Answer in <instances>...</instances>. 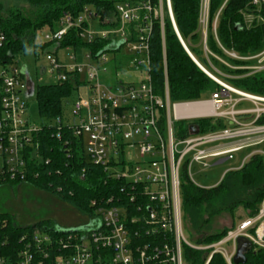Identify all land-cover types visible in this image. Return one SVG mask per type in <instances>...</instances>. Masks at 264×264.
I'll return each instance as SVG.
<instances>
[{"label": "built area", "instance_id": "obj_1", "mask_svg": "<svg viewBox=\"0 0 264 264\" xmlns=\"http://www.w3.org/2000/svg\"><path fill=\"white\" fill-rule=\"evenodd\" d=\"M106 1L111 5L107 11L104 7L99 13L95 5H84L77 14L63 12L54 29L35 33L36 43L55 45L52 51L33 53L36 62L44 56L51 83L73 81L75 76L79 80L76 99L71 104V122L65 123L61 116L45 124L53 129L51 137L62 140L65 145L69 138L81 142L92 164L101 166L109 179L123 182L120 191L130 200L135 196L147 199L148 212L143 217L146 234H161V246L153 248L150 254L147 246L136 248L134 256L126 226V210L113 205V198L109 197L104 202H90L92 210L87 220L91 222L87 229L58 234L37 226L24 230L17 237L19 247L16 250L8 247L6 254L0 255V264H147L156 258L158 264H184L183 245L211 249L210 256L218 253L226 264H235L233 256L239 237L248 239L251 248L264 249V200L256 215L240 220L220 240L209 245H195L184 230L180 189L183 164L194 182L193 165L205 169L233 162L235 154L241 151H245L242 157L223 172L221 179L227 171L242 168L253 155L261 156L264 163V94L239 89L228 81L263 72L264 48L242 56L219 44L226 56L249 62L235 65L211 52L206 46L207 32H201L207 63L203 66L188 50L177 30L171 0ZM208 1L201 0L199 22L207 16ZM252 2L264 3V0ZM165 20H169L191 59L219 85L207 98L171 102L166 77L164 96L155 94L151 84L150 42L155 26H159L165 66ZM95 23L100 30H93ZM71 29L76 31L75 37L86 44L104 41V46L98 51L70 44L59 46ZM4 40L0 26V45ZM59 51L65 54L67 62L58 56ZM120 52L128 58L124 63L115 61ZM109 53L114 57L112 62L106 56ZM110 63L112 71L138 72L139 77L131 81L102 80L98 73L105 71ZM5 66L8 68L0 72V181L24 182L28 175L38 176V168L33 166L49 162L39 152V133L45 126L40 121H30L26 115L28 99L35 95L28 70L25 66ZM237 70L245 72L235 73ZM113 74L117 76L116 71ZM82 88L85 89L83 95ZM196 102L209 103L212 112L202 108L198 114H182L178 108ZM202 118L221 119L227 126L176 137L173 120ZM134 148H138L135 159L130 152ZM5 227L6 223L0 221V232Z\"/></svg>", "mask_w": 264, "mask_h": 264}, {"label": "trees", "instance_id": "obj_2", "mask_svg": "<svg viewBox=\"0 0 264 264\" xmlns=\"http://www.w3.org/2000/svg\"><path fill=\"white\" fill-rule=\"evenodd\" d=\"M177 30L188 50L206 66L201 33L199 30L201 0H171ZM28 9H3L0 7V26L5 40L0 45V65L15 62L17 56L25 52V48L33 52L52 51L54 44H38L35 33L44 29H54L57 20L65 11L77 14L84 5L93 4L99 13L105 7L111 9L106 0H26ZM104 8V9H105ZM254 16L249 25L245 15ZM206 26L207 48L235 65L249 62L232 59L226 56L219 44L227 50L239 55H251L264 48V3H253L252 0H209ZM68 37L60 41L59 46L72 45L98 51L104 46V41L93 43L83 42L75 37L76 31L69 30ZM165 66L163 65L162 44L159 26H155L150 42V73L151 84L155 94L164 96L165 77L171 102L194 101L202 95L210 94L219 88L188 55L169 20L164 23ZM216 62V61H215ZM217 63V62H216ZM234 73V71L229 70ZM245 70H237L235 73ZM228 81L235 87L257 94H264V71L230 78ZM80 84H82L80 82ZM79 86L78 77L73 81L37 85L35 99L40 122L45 126L39 133L40 155L49 162L38 168V176L28 175L24 182L2 180L0 185L10 183H27L41 191L55 195L61 203L73 211L75 220L80 216L87 217L91 213L90 202H104L113 198V205L123 206L126 210V226L130 233V246L133 254L136 248L147 246L148 254L155 247L161 246L162 235L146 234L143 217L146 215L147 199L129 196L121 192L123 182L109 179L101 166L92 164L82 143L69 138L67 145L62 140L51 137L53 129L47 124L56 117L62 116V107L70 101V96ZM47 123V124H45ZM195 124L199 132H206L227 126L221 119L202 118L194 121L178 123V138L189 135V125ZM183 164L180 189L182 200V219L188 239L195 245H209L225 236L226 232L235 225L209 231L212 220L222 212L233 214L236 207H241L246 216L257 214L264 200V163L259 155H253L247 164L238 170L227 171L218 184L203 187L195 184L186 173ZM76 214V215H75ZM80 215V216H79ZM135 219L134 221H131ZM0 221L6 223L0 232V255L6 254L8 247L15 250L19 247L17 237L24 230L37 226L51 228L45 222H35L27 226L13 224L6 213L0 212ZM53 233L62 231L52 227ZM52 231V230H51ZM6 240V241H5ZM5 241V242H4ZM13 252L15 259L16 253ZM184 264H226L218 253L210 256L211 249H193L182 246ZM244 264H264V249L253 247L246 252ZM208 262L206 263L208 257ZM159 259L148 261L147 264H158Z\"/></svg>", "mask_w": 264, "mask_h": 264}, {"label": "rangeland", "instance_id": "obj_3", "mask_svg": "<svg viewBox=\"0 0 264 264\" xmlns=\"http://www.w3.org/2000/svg\"><path fill=\"white\" fill-rule=\"evenodd\" d=\"M0 7L3 9H28L26 4V0H0ZM245 22L247 25L251 23L254 16L251 14L245 15ZM206 21L207 16L202 17V22H200L199 30L201 32H206ZM100 26L95 23L93 25V30H100ZM29 51H25L21 55L17 56L10 66H16L18 68L26 67L28 73L30 75V79L33 82V94L35 93V88L37 85H46L51 84L52 78L47 74V62L45 61L44 56H40L39 62L34 57L33 50L28 49ZM120 52L117 54L115 61H122L123 63L127 61L126 54H122ZM58 56L63 58V61H66L65 54L62 51L58 52ZM107 58L110 62L114 60L112 54H107ZM108 65L105 71H99V75L102 80L109 78L110 80L116 78L121 80H136L139 77V73H125L124 70L118 69L116 71L117 76L113 74L112 68ZM8 66L0 65V72L4 69H7ZM225 80L224 77L220 76ZM85 92V89H80L81 95ZM77 92L74 90V93L70 96L69 104H64L62 107V116L64 118L65 123L71 122L72 115V102L76 99ZM209 96V94L202 95L201 98L205 99ZM171 113V111H170ZM26 115L28 119L32 122H39L38 108L35 99V95L31 96L28 99V106ZM181 121L191 122L192 120L187 119H178L173 120V129L176 134L178 131V123ZM177 137V135H176ZM133 154V159L137 158L138 148L132 149L130 151ZM245 151H241L235 154V160L233 163L238 161L242 154ZM231 162H224L222 164L213 165L205 169H201L199 165H193L192 174L194 182L200 186L207 187L217 183L221 179L223 172L230 166ZM0 212L6 213L9 217V220L16 225L21 227L31 225L35 222H45L49 226L47 227H55L61 230L68 229H79L84 230L87 229L89 223L85 217L80 216V220H75L72 218L74 216L73 211L64 203H61L60 200L55 195L47 193L45 191H41L34 186L27 183H4L0 185ZM76 215V214H75ZM246 217L245 211L241 207H236L233 214L229 212H222L221 214L215 216L212 220L210 230L216 231L223 227H228L232 223L236 225L240 220Z\"/></svg>", "mask_w": 264, "mask_h": 264}, {"label": "water", "instance_id": "obj_4", "mask_svg": "<svg viewBox=\"0 0 264 264\" xmlns=\"http://www.w3.org/2000/svg\"><path fill=\"white\" fill-rule=\"evenodd\" d=\"M189 129L191 133H196L198 128L195 124H190ZM51 228H45L44 231H51ZM251 243L244 237H239L236 242V252L233 256V263L244 264L246 261V252L249 250Z\"/></svg>", "mask_w": 264, "mask_h": 264}, {"label": "bare ground", "instance_id": "obj_5", "mask_svg": "<svg viewBox=\"0 0 264 264\" xmlns=\"http://www.w3.org/2000/svg\"><path fill=\"white\" fill-rule=\"evenodd\" d=\"M188 104H199V105H202V106H200V107L197 109V111H196L195 113H193V114H198L200 111H202V110H201L202 108L207 109L209 113L212 112V108H211V106H210L209 103H198V102H196V103H187V104H185V105H180V106H178V108H179V110L181 111L182 114H183V113H189V114H191L188 110H186V111H185V110H182V107L187 106Z\"/></svg>", "mask_w": 264, "mask_h": 264}, {"label": "crops", "instance_id": "obj_6", "mask_svg": "<svg viewBox=\"0 0 264 264\" xmlns=\"http://www.w3.org/2000/svg\"><path fill=\"white\" fill-rule=\"evenodd\" d=\"M202 106L199 104H188L187 106L182 107V110H188L191 114L195 113L197 111V109ZM243 155V154H242ZM237 162L235 161L234 163L231 162L230 166L235 165Z\"/></svg>", "mask_w": 264, "mask_h": 264}, {"label": "clouds", "instance_id": "obj_7", "mask_svg": "<svg viewBox=\"0 0 264 264\" xmlns=\"http://www.w3.org/2000/svg\"><path fill=\"white\" fill-rule=\"evenodd\" d=\"M25 51L27 52V51H29L27 48H25Z\"/></svg>", "mask_w": 264, "mask_h": 264}]
</instances>
